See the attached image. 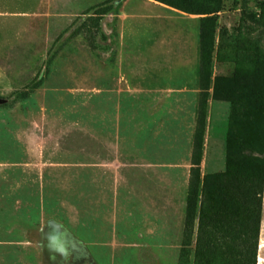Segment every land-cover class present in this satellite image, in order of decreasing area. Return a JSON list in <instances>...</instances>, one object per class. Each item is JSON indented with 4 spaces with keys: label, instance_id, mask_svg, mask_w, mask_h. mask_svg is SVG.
I'll use <instances>...</instances> for the list:
<instances>
[{
    "label": "rangeland",
    "instance_id": "rangeland-1",
    "mask_svg": "<svg viewBox=\"0 0 264 264\" xmlns=\"http://www.w3.org/2000/svg\"><path fill=\"white\" fill-rule=\"evenodd\" d=\"M108 1L0 0V264H193L196 220L181 248L201 90L211 134L226 140L234 104L247 122L234 135H255L264 0L189 1L219 8L208 66L205 16L154 0H112L91 50L80 26Z\"/></svg>",
    "mask_w": 264,
    "mask_h": 264
},
{
    "label": "trees",
    "instance_id": "trees-1",
    "mask_svg": "<svg viewBox=\"0 0 264 264\" xmlns=\"http://www.w3.org/2000/svg\"><path fill=\"white\" fill-rule=\"evenodd\" d=\"M154 1L187 14L205 16L200 20V64L208 66L212 58L215 15L219 12V8L195 9L190 5V0ZM111 3L112 0L108 1V6L95 10L93 15L88 17L89 26L85 22L80 26L89 41L91 50L97 48L94 38L97 33H101L100 20L110 12ZM101 38L105 39L103 34ZM218 82L217 79L214 83L213 97L216 96ZM231 83L228 81L227 85ZM256 90L251 92L252 100L249 102L252 110L259 116L254 123L255 135L250 137L247 134L248 131L245 132L244 137L234 135V130L242 127L245 129L247 122L245 120L241 122L238 118L234 119L233 112L236 106L233 104L231 110L233 112L228 123L231 131L225 140L224 171L205 174L201 181L200 162L208 84L200 92L181 248V257H185L191 246L196 220L197 234L193 264H256L264 185V158L262 157L264 130L260 123V115L264 110V78L257 83ZM222 98L232 99L228 91ZM198 203L200 204L199 215L196 218Z\"/></svg>",
    "mask_w": 264,
    "mask_h": 264
},
{
    "label": "crops",
    "instance_id": "crops-1",
    "mask_svg": "<svg viewBox=\"0 0 264 264\" xmlns=\"http://www.w3.org/2000/svg\"><path fill=\"white\" fill-rule=\"evenodd\" d=\"M211 112L209 110L207 117L205 118V129L202 140L201 149V162H200V172L201 176L205 174L216 173L218 171V166L216 167V160L225 156V140L220 139L218 136L211 134L210 123H211ZM220 145L222 150H220ZM264 158V154L262 156ZM264 232V185L262 193V211H261V224L259 231V239H261ZM264 251V245L260 244L258 241L257 256L258 253Z\"/></svg>",
    "mask_w": 264,
    "mask_h": 264
}]
</instances>
